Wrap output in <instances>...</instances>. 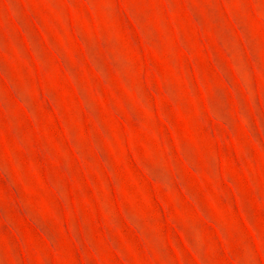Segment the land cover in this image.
<instances>
[{"label": "rangeland", "instance_id": "obj_1", "mask_svg": "<svg viewBox=\"0 0 264 264\" xmlns=\"http://www.w3.org/2000/svg\"><path fill=\"white\" fill-rule=\"evenodd\" d=\"M0 264H264V0H0Z\"/></svg>", "mask_w": 264, "mask_h": 264}]
</instances>
